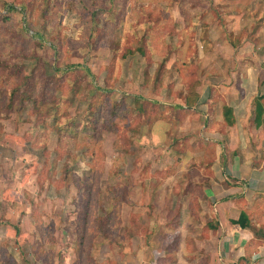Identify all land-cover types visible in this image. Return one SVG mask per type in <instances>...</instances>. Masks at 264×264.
I'll return each instance as SVG.
<instances>
[{
  "label": "rangeland",
  "instance_id": "rangeland-1",
  "mask_svg": "<svg viewBox=\"0 0 264 264\" xmlns=\"http://www.w3.org/2000/svg\"><path fill=\"white\" fill-rule=\"evenodd\" d=\"M262 49L264 0H0V264H220L197 169L256 147L220 110Z\"/></svg>",
  "mask_w": 264,
  "mask_h": 264
},
{
  "label": "crops",
  "instance_id": "crops-1",
  "mask_svg": "<svg viewBox=\"0 0 264 264\" xmlns=\"http://www.w3.org/2000/svg\"><path fill=\"white\" fill-rule=\"evenodd\" d=\"M259 48L260 45L257 48H253L252 43L250 47L248 43H245L244 45L241 44L239 49L236 48V51L240 55H244L246 52H253ZM262 50L264 51V49ZM262 63L246 61L241 64L242 73L237 83L239 86L233 85L237 89L229 94L228 99L224 97L225 104L232 108L235 117L236 124L229 125V127H238L240 123H243L241 126L243 128L242 131H257V137L254 138L258 142L255 145L256 147L251 145V141L254 140L245 136L246 147L240 148L237 154L227 150L226 155L216 156L215 152L213 159H211L212 166L207 169L206 174L204 171L202 172L203 169H200V167L197 169L196 163V169L200 171L199 174L205 175V179H202V182L205 183L202 187L203 193L208 199L214 201L213 211L214 213L216 212L219 221V225H217L215 230L209 229V238L206 240L212 242L214 235H216V241L217 243L219 242L218 246H220L221 250L220 253L217 251L220 264H238V260H243L244 257L248 259L246 264H264V241L261 244H256L253 242L254 234L251 229L241 228L239 225L232 224L229 221L230 218L236 219L242 210L251 211L256 206L254 208L256 217L252 216L251 221L254 224L256 222L255 226L257 227L260 224H264V145L262 144L261 146L262 142L260 143V138H262L264 143V130L261 125L258 126L253 121L255 98L260 94H264V64ZM238 89L241 90L239 95L237 94ZM202 91L199 93L197 100L202 98L203 106L207 107V113L204 112L203 114L207 115V117L209 115V118H211L212 112H209L213 110L209 105L211 99L207 98V96L203 99ZM205 101L210 102L205 103ZM215 112L218 114V108H215ZM220 114L222 117V107ZM239 115L241 116L238 119ZM242 115L248 116L247 121L242 118ZM230 147L229 149H231ZM249 150H254L255 153L253 154ZM230 177L235 180L236 184H229L233 180ZM241 180L244 181L242 185L244 187L240 185ZM236 193L239 194L235 195ZM255 195L257 200L253 201L249 198ZM214 213L213 215H215ZM216 256V254L209 255V260L215 259ZM133 259L139 264L135 257Z\"/></svg>",
  "mask_w": 264,
  "mask_h": 264
},
{
  "label": "trees",
  "instance_id": "trees-1",
  "mask_svg": "<svg viewBox=\"0 0 264 264\" xmlns=\"http://www.w3.org/2000/svg\"><path fill=\"white\" fill-rule=\"evenodd\" d=\"M86 70L85 71H89L88 68H85ZM30 93V92H29ZM30 95H26V94H23L22 97H21V100L22 101H30L32 102V100H30ZM195 99V98H194ZM192 99V100H194ZM209 99H211V97H209ZM261 100H264V94H260L258 96H256L255 98V108H254V112H253V121L256 125L258 126H262L263 130H264V118H263V114H264V104L261 102ZM25 101V102H27ZM211 102H212V99H211ZM210 102V106L212 107V104ZM140 109V108H139ZM212 112V110L210 111ZM222 115H223V118L224 120L226 121L227 125H234L235 124V117H234V114H233V110L232 108L229 106V105H223L222 106ZM209 117V115H208ZM85 185V196H86V204H88V206L90 205L91 201H89V198H90V195H89V188L87 187V182H84ZM255 206L253 207V209L250 211V210H242L238 217L236 219H229V221L232 223V224H237L239 225L241 228H249L252 230L253 234H254V239H253V242H255L256 244H261L263 241H264V224H260L258 227L255 226V224L252 223L251 221V217H256V212H255ZM85 212V215L86 217L89 219L88 217V208L86 211H83ZM113 212V216L114 218H118V213H119V210L118 209H115V210H112ZM110 217L111 215L109 214L107 216V221L106 223L107 224H110ZM119 221V220H118ZM90 222L93 224V227H92V230L91 231H96V230H100L102 233H104V228L103 226L100 224V225H97L99 223V221H97V223H94L96 222V218L92 221L90 220ZM210 229L212 230H215L217 226H214L213 224H209L208 225ZM81 228V234L83 235L84 233V228L82 226H80ZM108 229V228H107ZM106 229V230H107ZM80 238L83 237V236H79ZM81 243V240L79 239V244ZM81 245V244H80ZM246 264L248 263V259H246V257L242 259H239L238 260V264Z\"/></svg>",
  "mask_w": 264,
  "mask_h": 264
}]
</instances>
